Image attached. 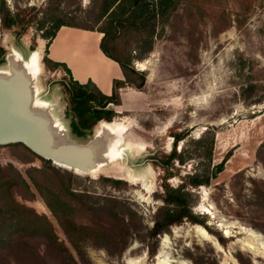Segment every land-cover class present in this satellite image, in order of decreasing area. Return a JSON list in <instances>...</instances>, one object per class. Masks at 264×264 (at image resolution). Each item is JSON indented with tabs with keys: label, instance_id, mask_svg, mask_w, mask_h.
I'll list each match as a JSON object with an SVG mask.
<instances>
[{
	"label": "rangeland",
	"instance_id": "1",
	"mask_svg": "<svg viewBox=\"0 0 264 264\" xmlns=\"http://www.w3.org/2000/svg\"><path fill=\"white\" fill-rule=\"evenodd\" d=\"M3 1L11 11L16 4L20 23L0 24V73L6 72L7 54L19 57L26 69L35 54L33 103L51 118L59 140L83 143L94 136L100 121L122 122L94 176L44 162L19 142L0 144V166L12 164L32 192L13 183L14 198L44 216L56 237L53 242L33 236L29 249L42 256H28L19 263L10 259L12 264H63L61 246L76 264H264V0H176L167 18H156L151 47L141 58L135 57L140 50L135 39H148L146 26L140 27L139 36L130 27H111L104 47L144 72L145 81L132 93L123 88L119 103L105 106L114 112L111 118L98 120L81 137L71 133L66 119L72 114L64 86L67 74L42 59L45 31L53 19L83 22L84 10H95L98 1ZM21 22H26L23 29ZM249 82L255 87L242 93ZM179 130L186 132L175 145L182 159L166 163L170 134ZM205 130L213 133L209 159ZM27 169L35 180H45L64 193L85 194L73 222L92 227L87 233L96 237L78 242L82 255L30 182ZM193 171L207 172L208 182L182 189L191 191V211L225 237L223 244L218 242L221 250L192 228L200 224L185 219L155 239L147 238L162 205L157 197L161 183L178 186ZM241 228L257 232L263 242ZM151 241L155 249L149 256L146 244ZM232 242L237 244L231 246Z\"/></svg>",
	"mask_w": 264,
	"mask_h": 264
},
{
	"label": "trees",
	"instance_id": "2",
	"mask_svg": "<svg viewBox=\"0 0 264 264\" xmlns=\"http://www.w3.org/2000/svg\"><path fill=\"white\" fill-rule=\"evenodd\" d=\"M97 1V7L95 10H84L86 17L83 22H69L53 19L51 28L45 31V35L48 37V40L53 35L55 29L61 24L86 29H96L102 32L99 47L105 55L116 60L123 75V79L112 80L111 91L109 94H105L101 92L90 80L81 83L73 79L64 63L53 61L45 54L42 56L44 61L54 65H59L67 74L68 80L64 82V86L68 93V98L72 102V114L67 113L66 119L68 120L71 133L76 137L83 136L84 130L90 129L98 120H108L111 118L114 112L105 106L108 103H119L120 87L127 85L135 89H141L145 81L144 72L134 69L131 64H129L128 59L124 60L119 58L112 54L109 49L104 47L103 39L108 38L107 35L109 33V29L111 27H130L131 29H134L136 35L139 36L138 33L140 31V27L146 26L148 39L146 40L140 37L135 39V42L137 43L136 47H140V50H138L135 57L141 58L151 47L150 37L156 18H167L168 14L172 12L176 0ZM14 6L15 10L11 11L8 6L5 5L4 1L0 0V24L3 27H10L20 23L19 9L16 4H14ZM99 21L102 23L101 25L97 24ZM25 23L26 22H21V29H23ZM3 60L6 61L5 59ZM254 87L255 84L253 82H249L242 89V93L243 90H252ZM185 133V130H179L173 131L170 134L171 150L166 156V163L173 158H179V160L182 159L180 153L176 151L175 145L177 141L185 135ZM206 134H209V143L206 154V158L209 159L213 133L211 130H205L202 136ZM41 159L44 162H49L48 159ZM220 165V162L216 164V168L219 169ZM30 169L41 172L44 171L42 168L39 169L33 167ZM27 171L30 182L42 196L47 208L63 227L66 238L76 249V253L78 255H82L83 252L80 251V245H78V242L82 243L87 241L89 238L96 237L87 233V231L93 229L92 227L73 222L74 215L79 209L81 203L84 204L82 196L85 194L81 192L64 193L63 191L48 184L45 180H35L30 174L29 169H27ZM166 175L167 174L163 176V179H165ZM105 179L110 178L105 177ZM208 179L209 174L207 172L199 174L196 171H193L186 173L178 186L173 187L165 181L161 183L162 191L157 194V197H159L162 201V205L156 211L151 225L147 230L148 240L155 239L156 235L164 231L169 225L178 224L185 219L193 224H200L204 227V229H206V231L210 232L220 244L225 242V237L223 235L204 222V216L191 211L188 203V197H190L191 191L189 189H182L186 185L193 187L202 183L205 184L208 182ZM111 181L117 182L115 179H111ZM13 183L21 185L30 193V195H32L27 180H25V178L12 164L6 163L5 165L0 166V264H4L6 255H11V258H7L6 264H12L10 259L16 260V262L19 263V259L26 261L29 258L28 256L35 255L41 257L42 255L37 249H29L32 245V241L30 239H33V236L48 238L53 242L56 241V237L54 236L49 221L46 220L44 216L38 215L32 209L28 208L14 198L11 189ZM154 245L153 241L146 244V253L149 256L154 252ZM61 247V250L65 253L66 258H62L60 263H75L66 247ZM9 250L13 251V253L9 254Z\"/></svg>",
	"mask_w": 264,
	"mask_h": 264
},
{
	"label": "water",
	"instance_id": "3",
	"mask_svg": "<svg viewBox=\"0 0 264 264\" xmlns=\"http://www.w3.org/2000/svg\"><path fill=\"white\" fill-rule=\"evenodd\" d=\"M5 59L6 72L0 73V144L19 142L54 164L82 172L95 168L106 152L104 141L98 135L83 143L59 140L51 118L33 103V79L22 60L12 53Z\"/></svg>",
	"mask_w": 264,
	"mask_h": 264
},
{
	"label": "crops",
	"instance_id": "4",
	"mask_svg": "<svg viewBox=\"0 0 264 264\" xmlns=\"http://www.w3.org/2000/svg\"><path fill=\"white\" fill-rule=\"evenodd\" d=\"M102 32L66 24L59 25L49 38L45 55L53 61L62 62L70 76L78 82L90 80L101 92L109 94L113 79H123L121 69L113 58L105 55L99 47ZM135 88L122 87L120 96Z\"/></svg>",
	"mask_w": 264,
	"mask_h": 264
},
{
	"label": "bare ground",
	"instance_id": "5",
	"mask_svg": "<svg viewBox=\"0 0 264 264\" xmlns=\"http://www.w3.org/2000/svg\"><path fill=\"white\" fill-rule=\"evenodd\" d=\"M17 58H19V57H17ZM36 60L37 59H36L35 54L32 53L30 55V58H29L30 67H27V71H28V73H30V75L32 74V72L34 71V68L36 67L35 66L36 65ZM144 64L145 63H142L141 66L143 67ZM31 77H32V75H31ZM121 126H122V122H120L118 120L117 121H115V120H112V121H100L98 123L97 129H96V132H95L94 135H98V137L101 138L104 141V146H107L110 142H112V139L114 138L115 133L119 130V128ZM126 146H128V145H126ZM102 158H103V160L106 158L105 153H103V157ZM56 164L59 165V166L70 168V169H72L73 171H75L77 173H87L90 176H94L95 173L98 170V168L95 167L93 169H90L87 172H82V171H79V170H75L72 167H69V166L64 165V164H58V163H56ZM192 228L198 234H200L205 240L210 242L214 247H216L218 250H221L220 246L216 243L215 238L212 235H210L208 232H206L200 225H193ZM241 231L246 233V234L252 235V236L256 237L257 239H260L263 242V239H262L261 235L258 234L257 232H255V231H253L251 229H248V228H241ZM235 244H237V242H232L231 246H234ZM233 264H237V263L235 261H233Z\"/></svg>",
	"mask_w": 264,
	"mask_h": 264
}]
</instances>
